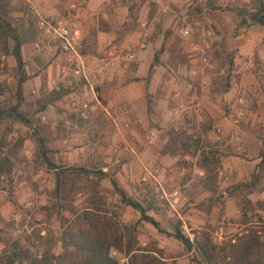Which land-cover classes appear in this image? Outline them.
<instances>
[{"label":"rangeland","instance_id":"obj_1","mask_svg":"<svg viewBox=\"0 0 264 264\" xmlns=\"http://www.w3.org/2000/svg\"><path fill=\"white\" fill-rule=\"evenodd\" d=\"M8 1L11 16L36 34L22 46L26 79L19 108L31 126L12 117L0 123V156L11 160L0 176L1 234L32 252L34 232L57 235L62 228L63 213L52 208L54 174L40 156L36 131L56 164L103 170L99 207L135 227L142 246L155 242L175 264H196L194 251L172 235L175 226L219 244L251 228L264 240L258 0ZM40 17L79 26L78 53L100 101L94 112L82 114L83 77L66 76L59 89L52 87L51 76L69 65V55L40 34ZM111 60L115 64L107 65ZM18 79L13 56L0 49L5 107L16 102ZM111 178L160 229L121 201ZM88 195L76 191L71 201L82 208Z\"/></svg>","mask_w":264,"mask_h":264},{"label":"trees","instance_id":"obj_2","mask_svg":"<svg viewBox=\"0 0 264 264\" xmlns=\"http://www.w3.org/2000/svg\"><path fill=\"white\" fill-rule=\"evenodd\" d=\"M258 1L261 8L254 19L264 23V0ZM20 21L19 23V20L11 16L9 1L0 0V49L13 56L19 73L16 102L8 107L0 102V123L12 117L26 126H31L30 119L19 108L23 99L22 86L26 79L22 46L30 42L36 33L34 29L29 33L30 27H24V19L21 18ZM152 67L153 64L150 65L149 76ZM34 135L45 166L54 174L51 197L56 201L52 203V208L57 209L58 213L62 211L64 221L57 235H41L39 230L34 232V240H29L34 247L32 252L21 248L18 241H11L0 233V264H175L174 259L170 260L165 256L163 249L155 242L150 246H142L137 239L135 227L114 221L99 207L98 187L106 176L103 170L56 164L47 154L44 137L36 131ZM263 166L264 151L260 154L258 163V167L263 169ZM10 168L11 160L7 156H0V176L9 172ZM82 179L83 183L79 184ZM110 180L124 204L138 210L141 220L160 229L159 223L145 213L140 203L127 195L115 178ZM76 191L89 194L87 206L78 208L73 204L71 200ZM65 213L69 216H65ZM172 235L183 244L186 251H194L192 260L196 264H264V240H260L257 230L252 228L246 229L234 241L229 240L223 244L215 242L208 234L196 233L194 238H190L179 226L174 227ZM30 238L31 236L28 237ZM112 250L121 257L112 255Z\"/></svg>","mask_w":264,"mask_h":264},{"label":"built area","instance_id":"obj_3","mask_svg":"<svg viewBox=\"0 0 264 264\" xmlns=\"http://www.w3.org/2000/svg\"><path fill=\"white\" fill-rule=\"evenodd\" d=\"M37 28L44 38L54 43L56 50L69 55V65L67 67L63 66L57 74L51 76L52 87L59 89V79L66 76L83 77L87 87H85L82 97V114L87 115V113L94 112L100 101L98 92L86 72L84 60L78 53L81 31L77 23L61 18L40 17L37 20ZM37 46H39V43H37ZM114 64L115 61L113 60L107 62V65L110 66Z\"/></svg>","mask_w":264,"mask_h":264}]
</instances>
